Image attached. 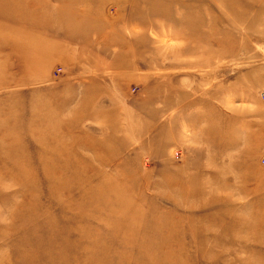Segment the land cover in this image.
I'll return each instance as SVG.
<instances>
[{
	"label": "rangeland",
	"instance_id": "obj_1",
	"mask_svg": "<svg viewBox=\"0 0 264 264\" xmlns=\"http://www.w3.org/2000/svg\"><path fill=\"white\" fill-rule=\"evenodd\" d=\"M0 264H264V0H0Z\"/></svg>",
	"mask_w": 264,
	"mask_h": 264
}]
</instances>
